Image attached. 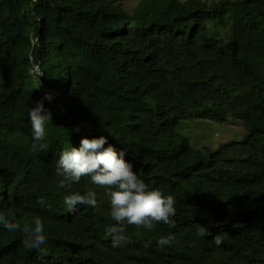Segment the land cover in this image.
<instances>
[{
  "label": "clouds",
  "instance_id": "clouds-1",
  "mask_svg": "<svg viewBox=\"0 0 264 264\" xmlns=\"http://www.w3.org/2000/svg\"><path fill=\"white\" fill-rule=\"evenodd\" d=\"M173 1L194 2L216 14L209 20V48L215 51L209 58L219 66L231 99L224 107L209 97L205 104L191 100L169 122L167 136L201 166L203 179L196 185L168 182L156 173L143 177L125 158L126 150L93 134L78 135L56 165L44 164L35 176L34 150H49L48 103L64 88L42 79L45 70L35 57L42 41L35 31L37 0H20L13 20L0 19V31L21 34L25 43L0 62V134L16 130L19 136L0 150V254L12 258L11 264H71L77 257L84 264H264V13H250L254 0H98V5L116 25L126 22L129 31L141 23L147 6ZM256 1L264 6V0ZM53 9L61 24H70L62 2ZM109 28L101 33L109 35ZM153 31L158 84L149 80L141 90L148 97L161 87L159 101L167 88L164 77L189 71L200 34L173 37L158 25ZM248 54L255 55L254 64L241 59ZM17 100L25 112L10 102ZM163 117H151L157 135ZM211 123L227 124L231 138L217 147L204 145ZM213 161L222 171L209 169ZM202 195L207 200L198 204ZM128 227L139 234L126 233Z\"/></svg>",
  "mask_w": 264,
  "mask_h": 264
},
{
  "label": "trees",
  "instance_id": "trees-1",
  "mask_svg": "<svg viewBox=\"0 0 264 264\" xmlns=\"http://www.w3.org/2000/svg\"><path fill=\"white\" fill-rule=\"evenodd\" d=\"M19 2L0 0V19L13 20ZM59 2L64 4L70 24L58 21L53 6ZM36 3L39 25L35 31L42 41L35 49V57L45 70L42 79L45 82L56 80L64 89L48 103L52 121L47 124L44 142L49 145V150L46 154L34 150V175L37 176L38 169L44 164L56 165L61 151L74 146L78 135L93 134L107 137L119 151L126 150L125 158L143 177L156 173L168 182L180 180L198 184L203 179L200 164L178 147L167 133L169 122L178 117L183 104H189L191 100L205 104L209 97L222 101L224 107L231 100L222 86L219 66L209 58L215 53L209 48V20L216 14L194 2L178 4L173 1L161 6L152 3L141 12V23H135L132 30L125 31L126 22L116 25L98 5V0H37ZM221 10L227 14L228 5L224 4ZM250 13H264V6L254 0ZM245 17L248 18L247 12ZM155 25L173 37L200 34V48L189 71L185 75L165 76L167 88L164 87V96L159 101L156 95L161 87L148 92V97L146 90H141L149 80L158 84L154 79L158 75L153 68ZM106 26L110 27L109 35L101 33ZM260 38V45L264 47V28ZM24 46L21 34L0 31V62H7L13 51ZM132 46L136 50L127 53ZM241 59L247 64L256 62L254 54ZM10 102L18 111H26L18 100ZM238 112L243 114L241 107ZM159 114H164L157 125L161 135H157L151 120ZM22 135L32 141L28 131H23ZM18 139L16 130L1 133L0 150ZM208 167L211 171H222L216 161L209 162ZM2 193L0 188V197ZM206 200L207 197L202 195L197 202L202 204ZM126 233L136 235L139 231L128 227ZM0 249L1 253V244ZM30 259L35 258L30 256ZM12 262V258L0 254V264ZM71 264H84L83 258L77 257Z\"/></svg>",
  "mask_w": 264,
  "mask_h": 264
},
{
  "label": "rangeland",
  "instance_id": "rangeland-1",
  "mask_svg": "<svg viewBox=\"0 0 264 264\" xmlns=\"http://www.w3.org/2000/svg\"><path fill=\"white\" fill-rule=\"evenodd\" d=\"M216 133L219 134L218 138H214ZM190 134H192L191 129ZM204 134L206 138L203 144L206 146L216 145L217 147L220 143L226 142L231 138L232 130L227 124L211 123L204 129Z\"/></svg>",
  "mask_w": 264,
  "mask_h": 264
}]
</instances>
